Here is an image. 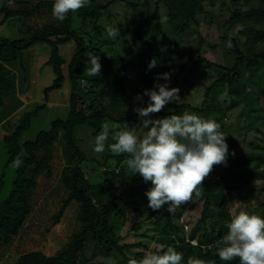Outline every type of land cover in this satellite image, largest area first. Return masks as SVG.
Returning a JSON list of instances; mask_svg holds the SVG:
<instances>
[{
	"label": "trees",
	"instance_id": "16d2710c",
	"mask_svg": "<svg viewBox=\"0 0 264 264\" xmlns=\"http://www.w3.org/2000/svg\"><path fill=\"white\" fill-rule=\"evenodd\" d=\"M122 1L127 0H90L86 7L75 13L70 12L65 20L46 22L40 27L26 25L25 18L44 9L52 10L54 0H11L15 6L7 1L0 7V25L6 26L10 32L9 35L0 36V119L6 118L22 103L16 96L17 74L8 66L9 62L22 61L24 50L33 45L47 44L50 48L48 64L52 66L55 75L52 83L44 88V97L48 98L49 92L60 89L66 79L63 70L66 45L71 41L76 44V51L68 67L70 101L67 118H55L49 128L40 130L34 139H27L26 132L44 107L38 104L21 116L12 133L0 136L7 147L8 162L17 158L23 161L16 168L11 189L0 205V249L22 232L29 219L32 213L31 196L37 177L43 172L50 174V157L57 141L61 144L64 157L61 182L67 197L54 214L49 231H62V218L72 202L77 203L78 225L63 242L45 249L22 252L14 261L6 264H96L99 261H93V257L115 253L122 255L121 264H128L130 257L142 259V252L134 256L127 254V250L135 244L122 241L123 235L118 232L114 221L125 218L131 207L138 211L150 210L151 215L157 213L148 207L145 195L152 185L142 182V177L132 176L127 171L123 163L128 158L127 154L107 153L104 163L110 158H115L117 162L114 167H106L96 158H88L78 142L80 126H90L97 135L103 123L119 124L126 119L120 102L127 95L123 74L128 70L129 63L125 56L116 52L113 42L103 35L104 30L99 24L110 6ZM206 1L156 0L152 14L142 21L145 23L152 19L154 29L161 32V41H165L161 5L166 7L168 24L176 33L189 20L204 12ZM208 1L213 5L216 2ZM132 6L136 7L134 3ZM230 20L238 22L240 32L245 35V51L232 38L231 49L236 54L233 66L219 72L218 77L207 87L200 106L172 104L175 113L190 110L203 114L221 110L224 107L221 95L225 91L235 103L249 95L245 72L264 63V0H236ZM89 55L100 57L102 68L98 76L89 77L86 74L90 65L84 62V58ZM143 82L147 89L153 87L155 80L149 71L143 75ZM250 96L248 112L260 111L264 114V88L259 92L252 91ZM86 110L89 112L85 113ZM113 112L118 115V120ZM217 122L224 133L225 123L222 119ZM120 129L121 126H116L114 130ZM111 140L110 136L107 144ZM260 148L239 156L229 153L227 166H214L203 181L199 196L203 201L202 213L190 232L187 233L184 226L175 221L174 213L170 214L166 210L165 217L156 220L155 234L159 245H171L183 252L182 264H187L189 256L204 259L210 264H240L239 258L225 262L217 254V241L227 233L226 223L233 217L224 210L222 204L227 201L226 189L234 192L239 190L241 184L250 185L254 180L264 181V146ZM220 166L223 167L221 172ZM117 185L123 187L121 191H118ZM2 187L3 178L0 179V191ZM200 223L203 227L197 231Z\"/></svg>",
	"mask_w": 264,
	"mask_h": 264
},
{
	"label": "rangeland",
	"instance_id": "374dc122",
	"mask_svg": "<svg viewBox=\"0 0 264 264\" xmlns=\"http://www.w3.org/2000/svg\"><path fill=\"white\" fill-rule=\"evenodd\" d=\"M10 0H0V7ZM16 1V0H15ZM105 2L107 0H100ZM236 0H216L211 4L205 2V10L176 33L172 31L167 21V9L160 6V14L163 21L162 32L166 33L165 41H161V32L154 29V22L150 19L143 22L144 17L151 15L156 0H127L112 4L108 11L101 17L99 24L103 28V35L107 37L106 28H119L120 37L113 42L117 53L125 56L129 63L128 70L123 74L127 95L120 102V106L126 116L119 124L108 122L110 128L130 127L138 136H143L145 129L141 118L134 111L137 107L147 106L148 97H143V103L136 100L137 94H143L147 89L143 82V75L149 71L154 77L158 73L170 72L171 80L169 87L180 89L179 102L169 103L160 113L153 118H163L170 114H182L184 112L195 113L205 119H213L216 122L222 119L225 123L226 142L229 153L234 156L261 149L264 146V114L260 111L248 112L252 91L259 92L264 88V63L252 71L245 72L249 95L233 102L224 92L221 99L224 107L221 110L208 111L203 114L190 110L173 111L172 104L189 103L200 106L204 99L207 87L218 77L219 72L233 66L236 54L232 52V46L227 47V42L235 38L240 49L245 51V35L240 32L238 22H232L230 17L235 8ZM136 7H133L132 4ZM16 4L11 3V6ZM52 10H41L35 15L25 18V24L31 27H40L46 22L56 21ZM9 30L0 25V36L9 35ZM232 44V43H231ZM166 49L161 51V49ZM76 51L74 41L68 43L64 49L66 63L63 65L65 81L60 89L49 92L48 98L44 97V88L50 85L55 78L53 68L48 64L50 48L47 44H36L24 50L22 61L14 60L8 65L17 71L16 96L21 100L20 107L0 126V135L10 134L14 131L21 116L29 112L36 105H44L32 121V126L26 132L27 139H34L36 134L43 129L49 128L55 118L66 119L69 112L70 81L69 64ZM114 54V52H113ZM156 58L159 64L156 68L148 69V63ZM86 56L84 62H88ZM156 82V81H155ZM160 83L165 81L160 80ZM0 106V111H1ZM86 110L85 113H88ZM118 120V115L113 112ZM259 125V127H256ZM93 129L83 125L78 129V142L88 158H96L105 162L104 156L111 153L106 146L102 154L93 152L94 137ZM114 141L111 140V143ZM110 143V144H111ZM109 144V143H108ZM114 155V154H112ZM13 162V161H12ZM12 162H8L7 147L0 138V179L3 178V187L0 191V205L7 197L15 178L16 168ZM117 160L110 158L106 167H114ZM64 166V157L61 144L57 141L50 157V174L41 173L36 180V186L31 196L32 213L27 220L22 232L16 236L4 248L0 249V264L14 261L22 252L45 249L48 246L63 242L77 227L76 220L77 203L72 202L66 209L62 218L63 229L60 232H50L53 216L61 207L63 199L67 197V191L61 182V173ZM90 171V170H89ZM223 171V167H219ZM142 182H145L143 178ZM151 184V182H146ZM115 188V186H114ZM118 191L122 190L117 185ZM115 190V189H114ZM227 201L222 204L225 211L232 216L240 211L255 213L264 217L262 207L264 204V181L254 180L252 184H241L238 191L226 189ZM135 204V203H134ZM203 209V201L199 197L193 199L178 208L175 213V221L184 226L188 233L198 222ZM167 205L157 213L151 215L150 210L138 211L131 207L127 210L126 217L114 221L118 232L123 235V242L134 243L135 246L127 250L129 256L142 252V258L159 248V241L155 234L156 220L164 218ZM2 210L0 209V213ZM200 223L197 231L201 230ZM96 264H121L122 255H100L93 257Z\"/></svg>",
	"mask_w": 264,
	"mask_h": 264
},
{
	"label": "clouds",
	"instance_id": "9594fccd",
	"mask_svg": "<svg viewBox=\"0 0 264 264\" xmlns=\"http://www.w3.org/2000/svg\"><path fill=\"white\" fill-rule=\"evenodd\" d=\"M89 2L90 0H54L52 14L63 21L70 12H77ZM106 32L109 39L116 40L120 37L119 28L107 27ZM226 46H232L231 40ZM165 50L161 49L162 52ZM87 57L90 65L86 71L87 76L100 75V57ZM158 64L159 61L153 58L147 67L151 70ZM171 75L170 72L158 73L153 87L136 96V100L141 103L144 96L148 97L147 106L134 109L146 130L143 136H138L130 127L114 130L105 122L94 137L93 146L96 154L104 153L106 146L114 155L127 154L128 158L123 162L127 171L132 176L142 177L145 182H151V188L145 193L148 207L158 211L167 205L170 214L190 202L194 195L199 197L205 178L213 171L214 166H227L229 157L226 135L215 120L189 112L153 118L169 103L181 100L180 89L169 87ZM160 80L165 82L160 83ZM110 136L114 142L107 144ZM232 155L234 156V152ZM22 163L20 158L12 162L15 168H19ZM226 227L227 233L217 241L220 260L230 262L239 258L240 264H264V217L240 211L226 223ZM183 261V252L171 245H161L156 252L149 253L140 260L130 257L128 264H182ZM187 264L210 262L189 256Z\"/></svg>",
	"mask_w": 264,
	"mask_h": 264
},
{
	"label": "crops",
	"instance_id": "0c3cea01",
	"mask_svg": "<svg viewBox=\"0 0 264 264\" xmlns=\"http://www.w3.org/2000/svg\"><path fill=\"white\" fill-rule=\"evenodd\" d=\"M8 65H10V62L8 63ZM15 72H17V71H15ZM17 83H18V81H17ZM20 107V106H19ZM18 107V108H19ZM15 112V111H14ZM13 114V112L11 113V115ZM10 114L6 117V118H2V119H0V126L3 124V122H5L10 116H11ZM5 134V133H4ZM3 135V134H2ZM1 136V135H0Z\"/></svg>",
	"mask_w": 264,
	"mask_h": 264
}]
</instances>
